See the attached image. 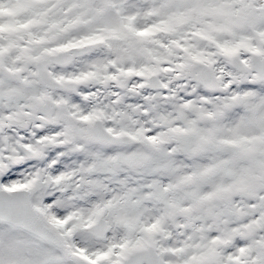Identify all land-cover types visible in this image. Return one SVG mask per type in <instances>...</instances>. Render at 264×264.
I'll use <instances>...</instances> for the list:
<instances>
[{
	"label": "snow or ice",
	"instance_id": "snow-or-ice-1",
	"mask_svg": "<svg viewBox=\"0 0 264 264\" xmlns=\"http://www.w3.org/2000/svg\"><path fill=\"white\" fill-rule=\"evenodd\" d=\"M0 264H264V0H0Z\"/></svg>",
	"mask_w": 264,
	"mask_h": 264
}]
</instances>
